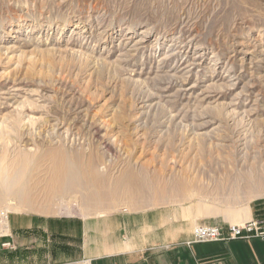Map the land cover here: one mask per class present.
I'll use <instances>...</instances> for the list:
<instances>
[{
  "label": "rangeland",
  "instance_id": "374dc122",
  "mask_svg": "<svg viewBox=\"0 0 264 264\" xmlns=\"http://www.w3.org/2000/svg\"><path fill=\"white\" fill-rule=\"evenodd\" d=\"M0 104L8 166L60 136L85 158L101 153L112 177L133 170L160 178L154 186L182 177L181 199L128 211L246 219L264 200L235 195L264 177V0H0ZM17 120L28 146L9 137ZM15 203L0 211L93 217L128 208L125 200L86 216Z\"/></svg>",
  "mask_w": 264,
  "mask_h": 264
},
{
  "label": "crops",
  "instance_id": "0c3cea01",
  "mask_svg": "<svg viewBox=\"0 0 264 264\" xmlns=\"http://www.w3.org/2000/svg\"><path fill=\"white\" fill-rule=\"evenodd\" d=\"M127 207L93 217L10 213L0 264H264V241L256 238L187 245L197 225L264 219V200L249 206L246 219H209L195 208Z\"/></svg>",
  "mask_w": 264,
  "mask_h": 264
},
{
  "label": "bare ground",
  "instance_id": "6f19581e",
  "mask_svg": "<svg viewBox=\"0 0 264 264\" xmlns=\"http://www.w3.org/2000/svg\"><path fill=\"white\" fill-rule=\"evenodd\" d=\"M69 126L76 127L77 124L71 122ZM23 129H20V120H17L9 131V137L14 134V139L21 140L25 146H28L32 141L29 138L30 133L27 127ZM56 138H59L57 146L54 143ZM63 141L60 136H51L45 140L48 147L43 153L37 156L23 154L19 159L13 160L12 167L0 161V205L15 201L17 206H26L31 210L52 212L57 207L59 210L77 209L87 216L93 211L99 214L105 210L119 208L120 202L125 200L127 204L143 207L153 200L166 203L168 200L179 198L180 195L182 198L184 194L181 191L186 186L182 183V177L172 178L174 181L172 186L166 183V180L162 181L160 186H154L152 182L156 183L158 178L149 181L147 178L139 177L133 170H126L119 176L112 177L110 167L105 165L101 153H91L85 158V154L66 148ZM44 161L51 165L45 180H40L35 174ZM257 178L253 182H247L245 187L237 188L235 195L239 192V195H249L250 198L264 196V177L258 175ZM158 183L160 184L161 181L159 180ZM191 184L194 185L193 182ZM40 196L43 198L41 204L37 201ZM184 197L183 199H186ZM63 203L67 204L63 205ZM4 208L8 213L15 212V208L9 206Z\"/></svg>",
  "mask_w": 264,
  "mask_h": 264
},
{
  "label": "built area",
  "instance_id": "2783aa9c",
  "mask_svg": "<svg viewBox=\"0 0 264 264\" xmlns=\"http://www.w3.org/2000/svg\"><path fill=\"white\" fill-rule=\"evenodd\" d=\"M8 218L9 214L7 212L0 211V238L5 234ZM254 238L264 241V219H254L244 224H229L227 227L208 224L197 225L194 229L193 238L187 242V245ZM2 246L11 247L9 243Z\"/></svg>",
  "mask_w": 264,
  "mask_h": 264
}]
</instances>
